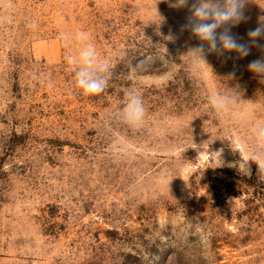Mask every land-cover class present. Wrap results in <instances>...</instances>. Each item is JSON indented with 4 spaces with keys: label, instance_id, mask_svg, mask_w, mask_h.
I'll return each mask as SVG.
<instances>
[{
    "label": "rangeland",
    "instance_id": "1",
    "mask_svg": "<svg viewBox=\"0 0 264 264\" xmlns=\"http://www.w3.org/2000/svg\"><path fill=\"white\" fill-rule=\"evenodd\" d=\"M173 4L0 0V264H264V173L240 164L264 123L247 67L264 53L190 69L200 41ZM244 15L231 32L249 43L264 0ZM89 42L112 66L94 96L65 60ZM234 88L240 121L208 103ZM131 89L140 127L118 116Z\"/></svg>",
    "mask_w": 264,
    "mask_h": 264
},
{
    "label": "clouds",
    "instance_id": "2",
    "mask_svg": "<svg viewBox=\"0 0 264 264\" xmlns=\"http://www.w3.org/2000/svg\"><path fill=\"white\" fill-rule=\"evenodd\" d=\"M248 0H175L173 7H188L190 15L181 30L189 31L200 43L190 47L184 54L188 58L190 69H199L204 65L211 69L207 61L209 53L222 56L225 52H235L238 58L249 55L251 46L264 53V19L255 29L247 33L249 43H240L232 34V27L245 20L244 9ZM78 39H87L84 33ZM67 64L74 73L75 87L85 96L99 95L108 87L111 76V63L101 59L96 46L89 42L78 55H67ZM248 70L260 81H264V55L248 64ZM212 70V69H211ZM234 75V74H233ZM242 93L234 88L230 93L209 96L210 108L217 114L228 115L233 121H240L247 115L241 111ZM146 110L142 97L135 89L126 93L125 104L118 114L119 119L130 127H140ZM255 145L248 150L247 159L241 160L242 168L250 171V164L256 163L258 170L264 173V123L255 128ZM220 155V152H217Z\"/></svg>",
    "mask_w": 264,
    "mask_h": 264
}]
</instances>
